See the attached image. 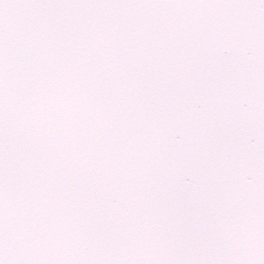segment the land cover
Returning a JSON list of instances; mask_svg holds the SVG:
<instances>
[{
  "label": "snow or ice",
  "instance_id": "obj_1",
  "mask_svg": "<svg viewBox=\"0 0 264 264\" xmlns=\"http://www.w3.org/2000/svg\"><path fill=\"white\" fill-rule=\"evenodd\" d=\"M0 264H264V0H0Z\"/></svg>",
  "mask_w": 264,
  "mask_h": 264
}]
</instances>
